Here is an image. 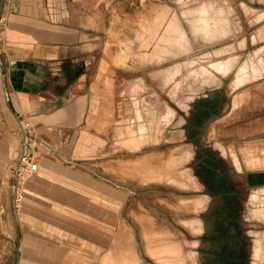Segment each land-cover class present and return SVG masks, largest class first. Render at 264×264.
<instances>
[{
	"label": "rangeland",
	"instance_id": "374dc122",
	"mask_svg": "<svg viewBox=\"0 0 264 264\" xmlns=\"http://www.w3.org/2000/svg\"><path fill=\"white\" fill-rule=\"evenodd\" d=\"M39 1L48 24L57 20L51 13L59 16L73 8L68 0ZM162 1L131 6L124 1L123 12L111 0L91 3L89 38L105 46L106 88L93 90L96 98L92 103L85 98L88 103L80 110L73 98L76 87L58 89V79L67 78L69 68L47 61L41 67V98L43 103L60 99L17 119L6 110L2 74L7 70L3 32L9 16L19 10L12 2L6 4L7 15L0 14V264H212V251L197 243L232 239L233 233L243 263L252 264L253 240L264 236V221H246L244 213L255 209L251 196L260 193L258 175L264 163L249 167L246 156L250 152L262 162L264 156L244 146L259 134L260 118L264 120L259 114L264 112V47L250 48L249 35L257 34L264 13H256L251 8H258L256 4L245 0ZM78 4L81 0H75L73 10H79ZM81 20L74 23L82 26ZM198 28L207 32L204 52L189 48ZM216 28L224 34H210ZM228 28L229 35L221 39ZM47 30L51 27L45 26ZM42 36L43 43L51 41ZM216 38L214 46L211 40ZM251 38L254 42L253 34ZM49 45L40 56L55 55ZM225 47L231 51L213 53ZM225 55L233 66L223 77L209 64H223ZM243 76L244 82L233 88L234 80ZM213 93L221 98L212 102ZM217 103L219 110L211 115ZM61 106L66 118L53 126L58 142L43 137L48 146L43 145L37 117H31ZM200 106L204 113L198 117ZM166 107L173 110H168L174 113L171 119L165 117ZM57 115L38 118L51 124ZM20 122L28 125L26 135L37 148L29 153L40 164L38 173L23 180L14 172L24 143ZM139 136L146 142L135 139L132 145ZM217 143L221 151L214 147ZM231 154L240 161L238 172ZM212 166L225 176L220 186L234 196L223 197L210 179L204 182L202 174H209ZM205 195L218 200L212 198L214 206L202 211ZM225 201L238 207L235 220L226 213L214 215ZM201 224L209 232L203 233ZM28 235L37 241L28 242ZM161 238L167 242L159 243Z\"/></svg>",
	"mask_w": 264,
	"mask_h": 264
},
{
	"label": "crops",
	"instance_id": "0c3cea01",
	"mask_svg": "<svg viewBox=\"0 0 264 264\" xmlns=\"http://www.w3.org/2000/svg\"><path fill=\"white\" fill-rule=\"evenodd\" d=\"M16 1V2H15ZM98 0H81L82 4H78L79 10L81 9V12H78L79 10H73L75 6V0H68V2H71L70 4H73V8L68 7L69 9L64 13L61 12V14L58 16V12H56V15L54 16V13H51V17H56L55 23L48 24L46 23L49 20V17L47 16L48 13L43 15L42 8L39 4V0H0V14L3 15L6 14L5 7L9 4H12L18 8L19 11H17L15 14H11L9 18L7 19L8 27L3 32V39H4V49L3 52L5 53L4 56V63L7 65L6 72L2 74V92L3 96L6 99V110L8 111L9 115L12 116L14 119H17L21 117L22 115H25L27 113H32L34 110L37 111L39 108L44 107V104L47 105V103H43L42 95L43 91L42 89L39 90L40 85L43 83V76L41 72V67L45 66V62L52 66L55 65H61V63H64V66L69 68V76L65 78L64 76H60L58 79V89L63 88L66 84L67 87L71 84L74 86L73 89L76 87V95L73 96V98H76V101L79 100V108L81 110L82 105H86V100L91 101L95 99L96 97L93 95V90L95 91H103L104 88H106L105 84L107 83V79L105 76V67L108 66V61L106 59L105 54V46L99 42V44L92 43L89 36H92V31L90 27L91 22V3L97 2ZM113 2H117L118 6H120L119 10L123 12V3L124 1L128 2L130 6L133 3H139L141 4L143 0H111ZM168 1V0H163ZM244 2L250 3V4H256L258 8H253L252 10H257L256 13L259 15H263L264 13V0H245ZM7 4V5H6ZM258 4V5H257ZM78 13L79 15H77ZM7 15V14H6ZM77 15V16H76ZM255 16V14H252ZM264 16V15H263ZM58 17L60 19H58ZM82 19V26H79L77 22L74 23V19ZM252 18V16H250ZM61 20H66V23H61ZM51 27V30H47V33H44L45 26ZM88 25V26H87ZM199 29V28H198ZM256 32L252 33L254 35L255 41L252 42V34L250 36V48H257L256 46H259L257 49L264 47V18L259 22V26L256 28ZM94 31V30H93ZM199 36L203 34V38L199 37L195 40L193 44H190L189 48L194 49L198 52H204L207 50L205 48L204 44L206 39V31H201L199 29ZM229 28L227 29L226 35L222 36L221 39L224 37H227L229 34ZM210 33V32H209ZM220 34L223 35L224 32L222 30H216L212 29V33L210 34ZM43 34H46L48 37L51 38L50 42L43 43ZM49 34V35H48ZM82 36V39H80ZM46 39H49V38ZM100 38V34H98V37ZM205 41H204V40ZM54 41V42H53ZM212 44L215 46V41H219L218 38L212 39ZM247 41V40H246ZM50 44V48L52 51L55 52V55L51 57H44L40 56L38 52H40L45 44ZM211 44V43H210ZM245 45V41L243 46ZM246 46V45H245ZM42 47V48H41ZM213 48V46H212ZM231 51L230 47H225L223 49L214 51L213 53L216 54L221 51ZM77 52H81V54H77ZM209 54V53H207ZM204 54V55H207ZM213 54V55H214ZM226 56V55H225ZM224 56V58H225ZM6 57V58H5ZM227 60L223 64H209V67H212L211 69L215 71L217 74H220L221 76L225 77L227 76L232 70L231 66H233V60L230 59L228 56H226ZM54 61V62H52ZM261 65V64H260ZM217 67H220L221 69L229 68L228 71L224 70H218ZM207 70V69H206ZM208 71V70H207ZM3 72V71H2ZM202 75L204 72H202ZM244 78L246 76H243L242 78H239L238 80L235 79L233 82V88H237L235 86V83L244 82ZM262 76L259 75V77L256 78V80H260ZM165 79V78H164ZM254 79V81H256ZM115 81L114 79L112 80ZM38 87V90H37ZM70 91V88H69ZM215 93V92H214ZM213 93V94H214ZM211 97V96H210ZM212 98V102L218 98L221 97L217 94H214ZM60 99V96H57L56 100L52 101L51 103H48V105L56 103ZM81 99L83 100L81 102ZM74 103V102H73ZM200 103H204L203 101ZM75 104V103H74ZM238 104V97H235L233 100V108H236ZM73 105V104H72ZM214 107L215 111H212L211 115H215L219 110V104L217 103ZM166 119H171L172 115L174 113L168 112V110L173 111L171 108L166 107ZM203 110L204 107L200 106L198 108V111H196V114L198 117L203 116ZM58 114L57 118L58 120L56 122H53L51 124L43 123L42 120H40L38 117L40 116H50L53 114ZM79 120L82 118V112H79ZM260 115H263L264 112L260 111ZM37 117V125L39 126L40 136L38 138L41 139V142L43 145H46V142L43 140V137L52 142L57 143V133L54 130L53 126L60 124L59 122H63L66 118V112L65 108L58 107L52 112L49 113H38L33 115L31 117L32 119H35ZM264 124L263 118H260V126L259 134L250 136L248 139V144L244 147H249L253 149H257L262 156H264V127L262 128ZM47 126H50L52 128H48ZM75 127V125H73ZM133 142L132 145H134L135 139H138L139 142H146L145 136H139L136 138H132ZM79 144V142H78ZM214 147H223L219 143L215 145ZM41 148H44L41 147ZM140 146H138L136 149H139ZM217 148V149H218ZM220 150V149H218ZM221 151V150H220ZM17 153V152H16ZM19 154V152H18ZM248 156H246V162L249 165V167L255 168L256 166H262L264 162H262L261 159L254 157L252 154L247 153ZM66 156H70L67 154ZM232 156V154H231ZM221 158L226 159L225 157L220 155ZM46 159H49L45 157ZM51 160V159H50ZM53 161V160H51ZM233 164L235 165V168L237 169V172L241 170L240 161L237 157V155L232 156ZM55 162V161H54ZM56 163V162H55ZM58 164V163H57ZM39 165L38 164V170L34 174L39 172ZM45 169L43 168V171ZM34 174L32 176H34ZM258 180H262L260 185V193L255 192L251 196V202L255 206V209L247 208V210L244 213V218L246 221H264V171L261 172L258 175ZM242 182L241 180H239ZM204 203L202 204L201 210L206 211L211 209L213 204V199L209 197L208 195H205L203 197ZM217 199V198H216ZM218 200V199H217ZM218 202V201H216ZM259 206L257 207V205ZM219 206V205H217ZM218 208V207H217ZM202 225V224H201ZM209 225V224H207ZM203 227V233L209 232L208 229L204 224ZM251 231L252 234L248 236L253 235L252 230H248V232ZM211 232V231H210ZM247 232V233H248ZM195 235H199V233H196ZM27 241L31 242L32 239H37L32 236H27ZM159 243H166L164 239H158ZM156 241V242H157ZM254 244L252 246V257L254 258L252 261V264H264V236L263 237H256V239L253 240ZM41 242V241H40ZM228 248L231 249L234 247V243L230 242L227 244ZM197 246L202 249H209L213 251H218L220 249L219 243H212V242H202L197 243ZM200 253V252H198ZM203 254V253H201Z\"/></svg>",
	"mask_w": 264,
	"mask_h": 264
},
{
	"label": "flooded vegetation",
	"instance_id": "af4514ba",
	"mask_svg": "<svg viewBox=\"0 0 264 264\" xmlns=\"http://www.w3.org/2000/svg\"><path fill=\"white\" fill-rule=\"evenodd\" d=\"M208 171H209L208 172L209 174L203 173L202 178L206 184L207 182H209V179H210L211 181L210 184L212 185V189L221 190V196L223 197H227L228 195L234 196L236 194L234 191H229L226 193V191H224V188L220 186L221 185L220 182L222 181V179L225 178V176H223L222 174H219L220 171L218 169L213 168L212 166L210 167V169H208ZM211 198H217V197H213L212 195ZM237 210H238L237 206L229 203V201H225L222 204L221 208L220 207L216 208L215 210L216 212H214V215L216 217H219V216L227 217L226 214H228L232 217V219H234ZM222 213H226V214H222ZM235 235H236L235 233L229 234V236L232 239L217 241V243H219L221 246L218 251L212 250L213 254L211 255L212 258L210 259L212 264H244L243 263L244 258L242 257L241 250H236L237 249L236 241H238V238L234 237ZM233 241L235 242L234 247L229 249L227 247L228 246L227 244Z\"/></svg>",
	"mask_w": 264,
	"mask_h": 264
},
{
	"label": "built area",
	"instance_id": "2783aa9c",
	"mask_svg": "<svg viewBox=\"0 0 264 264\" xmlns=\"http://www.w3.org/2000/svg\"><path fill=\"white\" fill-rule=\"evenodd\" d=\"M3 19L0 18V23H2ZM21 129L24 133V143H23V149L20 152L19 158L16 160V165L14 168V172L18 179L23 180L24 178H28L32 176L35 172L38 170V163L33 160V155L31 156L29 152L32 153V148L37 150L35 143L31 144L30 142H34L33 139L26 135L28 130V125H23L21 123ZM27 131V132H25ZM29 148L28 152L27 149Z\"/></svg>",
	"mask_w": 264,
	"mask_h": 264
},
{
	"label": "bare ground",
	"instance_id": "6f19581e",
	"mask_svg": "<svg viewBox=\"0 0 264 264\" xmlns=\"http://www.w3.org/2000/svg\"><path fill=\"white\" fill-rule=\"evenodd\" d=\"M166 253V252H165Z\"/></svg>",
	"mask_w": 264,
	"mask_h": 264
}]
</instances>
